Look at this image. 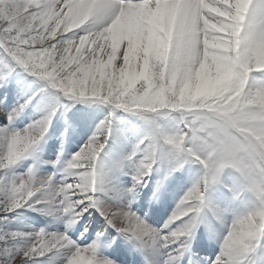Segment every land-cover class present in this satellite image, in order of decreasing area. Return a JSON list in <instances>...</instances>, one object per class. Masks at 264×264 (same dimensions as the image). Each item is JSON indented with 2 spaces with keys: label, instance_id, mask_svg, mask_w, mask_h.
I'll return each instance as SVG.
<instances>
[{
  "label": "snow or ice",
  "instance_id": "snow-or-ice-1",
  "mask_svg": "<svg viewBox=\"0 0 264 264\" xmlns=\"http://www.w3.org/2000/svg\"><path fill=\"white\" fill-rule=\"evenodd\" d=\"M0 90V264H264V0H0ZM77 104L108 111L65 119L42 160ZM118 112L142 131L114 159ZM173 181L183 194L154 227L133 205Z\"/></svg>",
  "mask_w": 264,
  "mask_h": 264
},
{
  "label": "rangeland",
  "instance_id": "rangeland-1",
  "mask_svg": "<svg viewBox=\"0 0 264 264\" xmlns=\"http://www.w3.org/2000/svg\"><path fill=\"white\" fill-rule=\"evenodd\" d=\"M28 79L30 80L31 77H29ZM0 91H2V90H0ZM13 102H15V101L13 100ZM107 111H108L107 108L100 106V105L88 106V105L77 104V105H75L74 108L71 109V111L67 114L66 117L57 118L54 121V125H53L52 129L50 130V133H49L50 138L48 139L46 144L43 146V151L41 153L42 160H45V161L46 160H54L56 158V154L60 151L61 141H62L61 134L64 133L65 128H66L65 119H67L69 123L76 125L79 121V118L83 114H86V113L91 114L92 121H90V124H91V127L94 128L95 123H98L99 120L103 119L104 115L107 113ZM117 116L124 118L123 120L118 121L117 127H120L123 130H125L126 135H127V139H128V144L127 145H120L118 143H116V144L110 143L109 144L110 153L112 154V158H114V159H118L120 156H122L124 153H126L128 150H130L131 144L135 141L138 134L142 131L141 122L134 120L132 117H129V116H127V114L122 113V112H118ZM38 118H39L38 114H35L32 111H29L26 114V118L24 120V123L18 122L17 126L23 127L24 124L30 122L31 119H38ZM89 134H90V130H89ZM82 139H86V136H84L83 133L81 134V136H73L71 138V141H69V142L65 141V143H64L65 152L68 148L74 149L75 147H78V142H82ZM68 154H70V151L68 153L66 152V156ZM46 171H51V169H47ZM186 171H188V173L184 175L185 181H186L184 183V186H190L191 182L194 179H196L198 176V168L195 166H189L186 169ZM189 172H191V174ZM224 172H229V169H225ZM190 176H192V177L190 178ZM229 176H231V174H228L222 180L229 179ZM126 178L127 177H125V182L130 183L129 181H127ZM235 181L237 182V180H235ZM176 192H177V190L173 191L172 198L179 197V195H181V193L178 194ZM147 194H150V195L147 196L148 202H147L145 207H141V205H138L137 201H136V204H134L133 206H134V208L138 207L140 209V214L143 215L144 212H147L148 217H151V216H149L150 212H148V207L150 209H154L155 206L153 204H155V200L153 199L152 193L150 191H147ZM177 201H178V199H173V204L176 205ZM175 205L170 206V208L166 212V214L165 213L163 214L165 220L168 219L169 215L171 214V212L175 208ZM29 217H31V220L26 219L24 221V223H30L32 220H35L38 223V226H40V227L45 226V224L43 223L42 217L37 219L34 216H32V214H29ZM157 224H158L157 226H154V225L153 226L154 227L162 226L161 223H157Z\"/></svg>",
  "mask_w": 264,
  "mask_h": 264
},
{
  "label": "bare ground",
  "instance_id": "bare-ground-1",
  "mask_svg": "<svg viewBox=\"0 0 264 264\" xmlns=\"http://www.w3.org/2000/svg\"><path fill=\"white\" fill-rule=\"evenodd\" d=\"M161 205H162V209L164 210V204H163V202H162ZM251 207H252V204H249V205H248V208L250 209ZM203 232H204V231H202L199 235L201 236V234H202ZM201 248H203L202 245H200V249H201Z\"/></svg>",
  "mask_w": 264,
  "mask_h": 264
}]
</instances>
